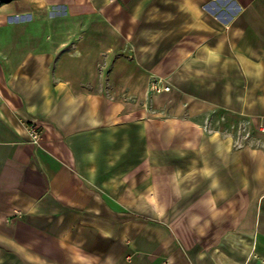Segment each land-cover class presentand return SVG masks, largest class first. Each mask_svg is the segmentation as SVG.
Listing matches in <instances>:
<instances>
[{"label":"crops","instance_id":"obj_1","mask_svg":"<svg viewBox=\"0 0 264 264\" xmlns=\"http://www.w3.org/2000/svg\"><path fill=\"white\" fill-rule=\"evenodd\" d=\"M262 128L264 0H0V264H264Z\"/></svg>","mask_w":264,"mask_h":264},{"label":"built area","instance_id":"obj_2","mask_svg":"<svg viewBox=\"0 0 264 264\" xmlns=\"http://www.w3.org/2000/svg\"><path fill=\"white\" fill-rule=\"evenodd\" d=\"M151 89L153 92L156 93H161V92H166L170 90V86L166 85L162 82V80H156L153 82ZM262 131L264 132V128H262ZM30 132H31V137L34 142H38L40 132L38 131L37 127L35 125H30Z\"/></svg>","mask_w":264,"mask_h":264},{"label":"rangeland","instance_id":"obj_3","mask_svg":"<svg viewBox=\"0 0 264 264\" xmlns=\"http://www.w3.org/2000/svg\"><path fill=\"white\" fill-rule=\"evenodd\" d=\"M261 131V130H260Z\"/></svg>","mask_w":264,"mask_h":264}]
</instances>
